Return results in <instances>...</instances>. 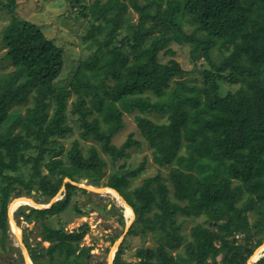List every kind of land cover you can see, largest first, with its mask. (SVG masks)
<instances>
[{
    "label": "trees",
    "instance_id": "16d2710c",
    "mask_svg": "<svg viewBox=\"0 0 264 264\" xmlns=\"http://www.w3.org/2000/svg\"><path fill=\"white\" fill-rule=\"evenodd\" d=\"M16 2L5 0L3 7L14 14ZM84 7L106 32L84 48L97 56L96 66L88 71L79 66L70 76L76 71L89 84L83 91L73 77L61 84L68 56L38 25L14 17L4 31L14 69L0 72L3 245L7 248L11 194L36 191L43 199L35 200L42 203L58 194L66 177L101 184L107 161L96 145L115 162L140 146L132 134L121 146L112 142L126 126L125 113H134L154 161L169 169L130 189V179L146 167L145 158L138 166L119 167L104 184L133 207L137 231L153 232L157 239L155 248L139 253L138 264H247L264 243V0H94ZM187 26L194 29L189 32ZM173 42L188 44L193 58L199 52L210 64L200 83L185 79L189 72L174 57ZM216 48L223 57L219 63L213 57ZM161 54L171 57L162 61ZM29 80L36 82L30 104L22 109L4 98L10 87ZM220 80L238 88L222 93ZM122 81L110 96L111 86ZM69 104L82 138L94 144L84 151L74 140L68 162L53 157L45 165L49 174L41 177L57 138L73 130L67 123ZM30 164L32 178L23 180L20 170ZM77 188L67 182L64 197L52 208L28 206L30 212H22L27 220L42 221V239L50 242L36 251L25 240L35 264H43L45 255L53 261L56 252L67 261L90 254L92 248L80 244L85 232L45 221L71 205ZM178 216L204 221L187 238L181 231L185 219ZM114 264L136 263L117 255ZM255 264H264V254Z\"/></svg>",
    "mask_w": 264,
    "mask_h": 264
},
{
    "label": "rangeland",
    "instance_id": "374dc122",
    "mask_svg": "<svg viewBox=\"0 0 264 264\" xmlns=\"http://www.w3.org/2000/svg\"><path fill=\"white\" fill-rule=\"evenodd\" d=\"M0 3V72L10 71L14 69V65L7 57V45L4 42V31L11 24L13 18H19V20L30 21L38 25L43 33L52 40L58 46L65 49L67 54V68L64 70L61 77V84L64 80L75 78L78 84L79 90H85L89 84L86 83L82 78L77 76L75 73L80 66L83 70H90L97 64L98 58L94 55H89L84 52L85 46L91 41L93 37L100 36L106 32L104 25L97 20L94 16H88V11L84 7L90 5L94 0H17V6L14 14L8 12L7 7H3V2ZM132 20L137 21L139 15L131 10ZM186 29L191 32L194 28L187 26ZM172 48L176 50L174 56L189 73L185 76V79L195 83H200L203 79L202 70L210 68V64L196 53L197 58H193L191 55V49L188 44H178L173 42ZM171 56L161 54V60L167 61ZM213 57L216 62L222 60V54L217 51V48L213 50ZM74 71L72 77V71ZM122 82H115L110 89V96L115 94V91ZM219 85L222 93H227L232 90H236L238 85H231L223 80L219 81ZM36 82L33 80L20 81L17 85L10 87L4 94V98L14 106L25 107V104H30L33 99L34 89ZM74 96L69 102L73 100ZM71 106L67 110V123L73 128L72 132L67 133L65 136L58 137V144H53V150L50 154L45 156V160L42 164V175L44 177L49 174V169L45 166L53 157L62 158L68 162L67 152L72 146L74 140L79 139L82 143L84 151L87 147L94 142L90 139H84L81 136V127L76 121L77 116L72 115L70 112ZM92 116H90V119ZM124 120L126 126L120 132H118L113 143L117 146H121L129 137L130 134L135 139L142 141L139 146H132L125 152V156L120 158L116 162L112 157L100 149V153L104 156L107 161V174L101 180V184L96 185L88 181L87 179H81L78 183L85 185H94L102 187L105 182L109 179V176L113 171L118 170L119 167L124 165L138 166L145 158H147L146 167L143 172L137 177L130 179V189L139 186L143 180L150 176H155L159 171L165 176L169 169L166 166L157 164L152 155V148L149 143L146 142L141 136L140 130L137 126L134 113H125ZM62 148V152L61 149ZM56 151L54 152V150ZM58 152H61L57 155ZM22 178L27 180L32 178L34 169L32 165L28 167H22ZM14 174V172H11ZM37 178V177H36ZM34 178V179H36ZM39 179V178H38ZM78 187V186H77ZM22 188V187H21ZM84 189L86 191H84ZM65 191V190H64ZM63 191V192H64ZM19 191H14L10 196L9 206L12 202L18 198L29 197L35 202V198L43 199L36 191H30L23 189L21 195H17ZM59 194V198L62 199L65 194ZM173 191L171 190L170 195L172 196ZM13 198V199H12ZM51 201V200H50ZM42 202L44 206H47L49 202ZM41 204L40 202H37ZM47 203V204H46ZM121 202V199L116 198L111 193H104L90 190L88 188L78 187L72 199V203L66 210L58 213L57 215L51 216L45 221L55 227H64L67 231L85 232L83 239L80 244L83 247H91L89 256L79 255L80 259L72 258L69 261L64 256L55 253L54 260H50L48 255L40 258L43 264H109L112 255V248L115 246L116 241L125 233L127 223L132 220L133 224L128 227L130 230L133 228V232L125 235L124 240L121 242L117 253L113 252V255H120V258L124 262H132L138 264L141 262L139 253L143 250L149 252L152 248L157 245V239L153 232L147 231L145 234H141L137 231L136 222L133 218L128 217L126 210ZM31 205L24 204L18 207L14 212V218L16 225L21 228L22 238L28 241L32 249L39 250L41 247L46 248L50 245L49 242L42 239V221L27 220L22 216V212L27 211ZM9 209V208H8ZM79 209H83V213L79 212ZM179 220H184L181 231L190 237L191 228L204 221V218H185L178 216ZM13 224L9 220V230L7 238L5 240V246L3 245V231L0 230V264H23L25 261L23 256V248L21 242L15 232L12 230ZM135 226V227H134ZM14 227V226H13ZM240 242L243 241V236L238 235L235 237ZM26 244V243H25ZM27 246V245H26ZM262 248V247H261ZM176 254V250L172 251ZM30 254V252H29ZM264 254V249L259 255ZM260 256V257H261ZM116 258V257H115ZM222 255L218 257L221 261ZM34 264V263H33Z\"/></svg>",
    "mask_w": 264,
    "mask_h": 264
},
{
    "label": "bare ground",
    "instance_id": "6f19581e",
    "mask_svg": "<svg viewBox=\"0 0 264 264\" xmlns=\"http://www.w3.org/2000/svg\"><path fill=\"white\" fill-rule=\"evenodd\" d=\"M79 187L80 188H86V186H84L83 184H80L79 185ZM97 187H99V186H97ZM105 186H102V187H100V188H97V190H99V191H101V192H104V193H111V194H113L116 198H119V199H121V202H123L122 204H123V206H124V208H125V210H126V213H127V215H128V217H130V218H132V217H134V211H133V208L129 205V204H127L126 202H125V200L123 199V197L120 195V193L119 192H117L116 190H114L113 188H111V187H105ZM91 189H94V190H96V188L95 187H91ZM51 202H49V204H50ZM26 205V204H28V205H31V206H39V205H41V206H44V204H39V203H37V202H35L32 198H29V197H24V198H18V199H15L13 202H12V204H11V206H10V212L11 213H14L15 211H16V209L18 208V207H20L21 205ZM47 204V203H46ZM48 204V205H49ZM47 205V206H48ZM13 224V226H12V230H13V232H15V234L17 235V236H20V234L22 233V231H21V228L20 227H18L17 225H16V223L15 222H13L12 223ZM116 248H117V245H115L114 247H113V250H112V255H111V259H110V263L112 264V259H113V252L114 251H116ZM264 247H262V248H259L256 252H255V254L253 255V260H256V259H258L261 255H259L260 254V252L262 251V249H263ZM115 253V252H114ZM28 259V264H33V262H32V259L30 258H27Z\"/></svg>",
    "mask_w": 264,
    "mask_h": 264
},
{
    "label": "water",
    "instance_id": "95a60500",
    "mask_svg": "<svg viewBox=\"0 0 264 264\" xmlns=\"http://www.w3.org/2000/svg\"><path fill=\"white\" fill-rule=\"evenodd\" d=\"M67 182H71L72 184H74V185H76V186H78L79 187V185H80V183H78L77 181H73L72 179H70L69 177H66L65 179H64V184H63V186H62V188L60 189V191L58 192V194L56 195V196H54L52 199H51V203L48 205V206H41V205H39V206H32V207H34V208H37V209H49V208H52L53 206H54V204H55V202H57L60 198H59V194H61L65 189H66V183ZM84 186H86V188H88V189H90V190H93V191H97L98 192V190H97V188H100V187H97V186H94V185H85V184H83ZM91 187L93 188V187H95L96 188V190H94V189H91ZM105 187H107V186H105ZM104 187V188H105ZM114 189V188H113ZM114 190H116V189H114ZM117 191V190H116ZM101 192V191H100ZM118 192V191H117ZM121 195V194H120ZM122 196V195H121ZM123 197V196H122ZM13 199V198H12ZM123 199L125 200V198L123 197ZM125 202L127 203V204H129L126 200H125ZM130 205V204H129ZM131 206V205H130ZM82 211H83V209H82ZM28 212H30V209H28ZM8 217H9V220H10V223L12 224L13 222H15L16 223V220H15V218H14V213H11L10 212V206H9V209H8ZM133 221V220H132ZM130 222V223H127V225H126V229H125V233L116 241V243H115V245H117V248H116V251H115V253L117 252V250H118V248H119V246H120V244H121V242L124 240V238H125V235L127 234V232L129 231V229H128V227L129 226H131L132 224H133V222ZM17 224V223H16ZM18 238H19V240H20V242H21V246H22V248H23V256H24V259H25V263L24 264H28V259L27 258H29L30 259V254H29V250H28V248H27V246H26V244L24 243V240H23V236H22V233L20 234V236H17ZM261 247H264V243L262 244V245H260L256 250H255V252L259 249V248H261ZM113 249V248H112ZM264 249V248H263ZM255 252L250 256V258L248 259V261H247V264H255L258 260H259V258L258 259H256V260H253L252 258H253V255L255 254ZM115 256V255H114ZM114 256H113V258H114ZM109 264H111L110 263V261H109ZM112 264H113V261H112Z\"/></svg>",
    "mask_w": 264,
    "mask_h": 264
},
{
    "label": "crops",
    "instance_id": "0c3cea01",
    "mask_svg": "<svg viewBox=\"0 0 264 264\" xmlns=\"http://www.w3.org/2000/svg\"><path fill=\"white\" fill-rule=\"evenodd\" d=\"M131 207H132V206H131ZM132 208H133V207H132ZM133 211H134V209H133ZM134 217H135V218H133V219L135 220V219H136V213H135V211H134ZM47 242H48V241H47ZM49 243H50V242H49ZM116 253H117V252H116ZM115 255H116V254H115ZM115 257H116V256H114V258L112 259L113 264H114Z\"/></svg>",
    "mask_w": 264,
    "mask_h": 264
},
{
    "label": "flooded vegetation",
    "instance_id": "af4514ba",
    "mask_svg": "<svg viewBox=\"0 0 264 264\" xmlns=\"http://www.w3.org/2000/svg\"><path fill=\"white\" fill-rule=\"evenodd\" d=\"M89 255H90V254H89ZM89 255H88V256H89ZM30 258H31V256H30ZM31 259H32V258H31ZM32 262H33V260H32ZM24 263H25V261L23 262V264H24ZM33 263H34V262H33ZM34 264H35V263H34Z\"/></svg>",
    "mask_w": 264,
    "mask_h": 264
}]
</instances>
